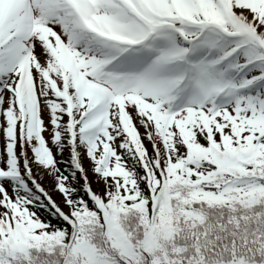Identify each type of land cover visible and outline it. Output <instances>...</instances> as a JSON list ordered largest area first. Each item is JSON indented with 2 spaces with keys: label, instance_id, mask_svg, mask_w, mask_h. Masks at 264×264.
<instances>
[{
  "label": "snow or ice",
  "instance_id": "1",
  "mask_svg": "<svg viewBox=\"0 0 264 264\" xmlns=\"http://www.w3.org/2000/svg\"><path fill=\"white\" fill-rule=\"evenodd\" d=\"M0 264H264V0H0Z\"/></svg>",
  "mask_w": 264,
  "mask_h": 264
}]
</instances>
